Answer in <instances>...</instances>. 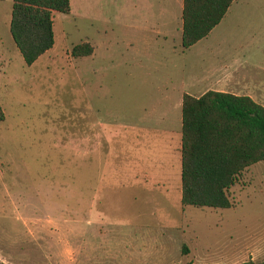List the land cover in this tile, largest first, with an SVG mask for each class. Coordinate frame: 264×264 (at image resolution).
<instances>
[{
  "label": "rangeland",
  "instance_id": "obj_1",
  "mask_svg": "<svg viewBox=\"0 0 264 264\" xmlns=\"http://www.w3.org/2000/svg\"><path fill=\"white\" fill-rule=\"evenodd\" d=\"M69 2L28 66L0 0V263L264 260V161L230 187L233 207L198 208L180 202L179 152L183 93L227 74L264 88V0H232L187 49L182 0ZM83 42L92 53L72 56Z\"/></svg>",
  "mask_w": 264,
  "mask_h": 264
},
{
  "label": "trees",
  "instance_id": "obj_2",
  "mask_svg": "<svg viewBox=\"0 0 264 264\" xmlns=\"http://www.w3.org/2000/svg\"><path fill=\"white\" fill-rule=\"evenodd\" d=\"M231 3L182 0L181 47L187 49L206 37ZM69 10V0H12L9 31L26 65L53 46L52 13ZM91 53L88 42L71 48L74 57ZM179 152L181 204L233 207L230 187L245 169L264 161V106L250 96L223 91L207 90L200 96L183 93ZM241 264H264V260Z\"/></svg>",
  "mask_w": 264,
  "mask_h": 264
},
{
  "label": "crops",
  "instance_id": "obj_3",
  "mask_svg": "<svg viewBox=\"0 0 264 264\" xmlns=\"http://www.w3.org/2000/svg\"><path fill=\"white\" fill-rule=\"evenodd\" d=\"M181 10H182V7H181ZM176 19L178 22L177 26H179V16H177ZM181 26H182V21H181ZM244 82H245V79H241L240 77H235V76H232L231 74H227V75L222 76V78L220 77V80L216 82L217 85L215 87H218V88L214 91L229 92L235 95L244 94V95L250 96L253 100H255L256 102L264 106V103H262V100L260 99L259 96H255L254 93L253 94L250 93V91L252 90L256 93L264 90L260 82H253L252 88L244 86Z\"/></svg>",
  "mask_w": 264,
  "mask_h": 264
}]
</instances>
